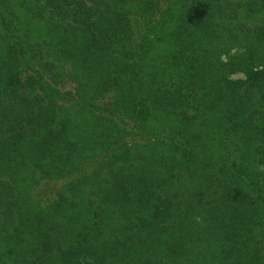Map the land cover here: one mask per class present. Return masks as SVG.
I'll use <instances>...</instances> for the list:
<instances>
[{"label": "trees", "instance_id": "trees-1", "mask_svg": "<svg viewBox=\"0 0 264 264\" xmlns=\"http://www.w3.org/2000/svg\"><path fill=\"white\" fill-rule=\"evenodd\" d=\"M0 264H264V0H0Z\"/></svg>", "mask_w": 264, "mask_h": 264}, {"label": "rangeland", "instance_id": "rangeland-1", "mask_svg": "<svg viewBox=\"0 0 264 264\" xmlns=\"http://www.w3.org/2000/svg\"><path fill=\"white\" fill-rule=\"evenodd\" d=\"M236 77V76H235Z\"/></svg>", "mask_w": 264, "mask_h": 264}]
</instances>
